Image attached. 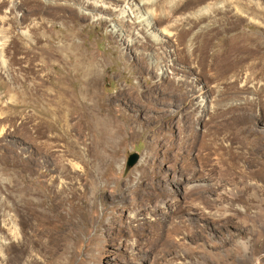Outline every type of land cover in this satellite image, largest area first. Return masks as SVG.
<instances>
[{
    "label": "rangeland",
    "instance_id": "1",
    "mask_svg": "<svg viewBox=\"0 0 264 264\" xmlns=\"http://www.w3.org/2000/svg\"><path fill=\"white\" fill-rule=\"evenodd\" d=\"M18 1L0 264H264V0ZM63 88L112 125L56 121Z\"/></svg>",
    "mask_w": 264,
    "mask_h": 264
},
{
    "label": "bare ground",
    "instance_id": "2",
    "mask_svg": "<svg viewBox=\"0 0 264 264\" xmlns=\"http://www.w3.org/2000/svg\"><path fill=\"white\" fill-rule=\"evenodd\" d=\"M47 4L49 5H55V4H58V1L59 0H44ZM63 1H67V0H63ZM71 4H69L68 6H71V7H76L77 9H79L82 13H84V10H86L88 7L87 4H89V2L87 0H85L84 2H79L76 1V0H70ZM118 1H127V2H134L135 0H118ZM141 4H148L149 3V0H139ZM10 3H11V7L14 8L18 5L19 1L18 0H10ZM149 14V15H148ZM152 15L154 14H151L150 12H147V17L146 16H138V19L140 20L139 23L140 24H143L145 28H149L151 26V22L149 21L150 18H153ZM116 27V26H115ZM122 29V28H121ZM124 31V29H123ZM1 41V40H0ZM6 47L3 46L1 43H0V62L5 66L7 64V60L5 59V54H6ZM33 48V47H32ZM29 49V48H28ZM38 50V49H37ZM36 54H34L35 56ZM51 55L50 54V51L49 49L46 47V48H42L41 49V56H49ZM29 56V55H28ZM39 59V57H37ZM35 59V58H34ZM46 64V61L44 58H41V62L38 64V66H44ZM43 68V67H41ZM45 69V68H43ZM162 68H159V70L161 71ZM34 70V69H33ZM164 70V69H162ZM36 71V70H35ZM34 71V72H35ZM39 71V70H37ZM36 71V72H37ZM42 71V70H41ZM91 72L90 73H93V70L91 69L90 70ZM35 72V73H36ZM165 72V71H164ZM39 73V72H38ZM34 74V73H33ZM37 74V73H36ZM39 75V74H38ZM37 75V76H38ZM98 77V76H97ZM44 81L42 79L41 81V84H43ZM45 86V85H44ZM66 89H61L60 91L56 92L53 96L55 97V100H54V103H56V109L55 110H51L49 111L56 119V121H59L60 123L62 122L64 125H68L69 124V121H70V118L72 120V118L76 121V123H83L84 124V127H86L87 129H90V127L92 126H95V127H103L105 124L109 125L110 124L112 125L111 122H107V121H104V119L102 118L103 116L100 115L101 117H99L97 114H96V108L95 106H92L90 108V110L86 109L83 102H84V99H83V102H82V99L81 102H82V105L83 106H79L78 110L75 109V113H74V116L69 114L67 109L69 110V108L67 107H64L63 104H65L66 106H73V104H77V101L75 99L76 98H68V94L67 92H65ZM42 91V90H41ZM40 91V92H41ZM84 96V95H83ZM52 98V97H51ZM89 101V100H88ZM79 102V101H78ZM75 106V105H74ZM43 115V114H42ZM90 115H93L94 116V119L93 121H91L90 119ZM46 116V115H45ZM109 120V119H108ZM113 121V119H112ZM68 127V126H67ZM94 128V127H93Z\"/></svg>",
    "mask_w": 264,
    "mask_h": 264
},
{
    "label": "water",
    "instance_id": "3",
    "mask_svg": "<svg viewBox=\"0 0 264 264\" xmlns=\"http://www.w3.org/2000/svg\"><path fill=\"white\" fill-rule=\"evenodd\" d=\"M137 161H138V155L135 154V155H133V156L130 158L128 165L131 167V166H133Z\"/></svg>",
    "mask_w": 264,
    "mask_h": 264
}]
</instances>
